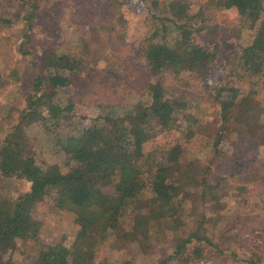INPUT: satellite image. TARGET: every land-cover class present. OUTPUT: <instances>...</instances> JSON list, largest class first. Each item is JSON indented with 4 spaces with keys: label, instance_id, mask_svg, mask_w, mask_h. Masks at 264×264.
<instances>
[{
    "label": "trees",
    "instance_id": "obj_1",
    "mask_svg": "<svg viewBox=\"0 0 264 264\" xmlns=\"http://www.w3.org/2000/svg\"><path fill=\"white\" fill-rule=\"evenodd\" d=\"M44 1L18 0L14 18L26 19L18 47L24 53L32 52L22 44ZM143 1L152 31L136 47L149 78L143 87L96 96L92 103L101 106L94 116L79 110L75 100L81 97L69 88L87 69L83 54L45 45L25 108L0 146L1 174L27 183L16 196L0 195V264H139L136 259L154 249L161 256L151 264H195L201 258L264 264V250L238 251L235 223L225 226L228 199L255 205L250 211L256 214L244 216L251 221L264 215V192L247 198L248 184L264 174V0H201L193 12L176 0ZM218 4L237 14L242 33L232 42L231 28L205 20ZM9 20L0 15L2 23ZM183 70L212 87L214 117L188 112L175 142L161 150L147 141L176 129L178 113L191 105L186 92L166 78ZM5 71L4 78L18 73ZM75 116L94 120L81 122L75 132L58 131L73 125ZM35 125L42 134L27 140V128ZM39 139L45 148L54 143L68 167L37 160L32 148ZM64 196L76 206L77 227L44 241L32 210L42 202L43 217L56 214ZM26 238L36 240L34 252L20 245ZM262 246L264 240L257 248Z\"/></svg>",
    "mask_w": 264,
    "mask_h": 264
},
{
    "label": "rangeland",
    "instance_id": "obj_2",
    "mask_svg": "<svg viewBox=\"0 0 264 264\" xmlns=\"http://www.w3.org/2000/svg\"><path fill=\"white\" fill-rule=\"evenodd\" d=\"M176 1L187 3L183 7L193 12L201 0ZM44 2L42 9L32 21V28L29 29L30 39L22 44L25 49L32 50V52L24 53L18 47L20 42L25 40L23 34L27 31L26 19L14 18L21 10L18 0H0V15L11 16V20L6 24L0 21V73H6L5 70L8 69L18 72L7 78L0 74V146L10 125L20 118L21 111L25 108L30 81L35 72L39 71L47 44L55 43L59 50L66 48L69 53L79 50L83 54L82 68L87 69H82L69 88L73 94L81 97V100H75V104L88 116L97 114V109L101 106L92 103L96 96L113 95L125 88L143 87L149 78L147 65L136 47V41L152 31L145 1L130 0L126 4H120L118 0H45ZM205 20L231 28L227 36L229 42H232L234 38L237 39L242 33L241 30L239 31L240 24L237 14L219 4L213 10L211 17L206 15ZM220 77L218 76L219 79ZM166 78L186 92L191 105L178 113L176 129L166 133H156L153 139L147 141L148 145L159 147L161 150L175 142L174 137L188 120V112L199 109L204 119H213L215 112L214 99L211 97L213 89L209 83L201 82L193 72L184 70L176 76L167 75ZM119 112L121 109H118ZM199 118L201 119L200 116ZM93 120L90 117L80 120L75 116L71 119L73 125L59 127L58 131L61 133L75 132L81 122L88 124ZM40 134L42 131L37 125L27 128V140L32 136H40ZM39 142L40 145L36 144L37 148H32L37 160L42 163H55L64 169L68 167L64 155L53 149L54 143L45 148L46 142L41 139ZM219 169L216 168L215 172H221ZM256 172L257 170L252 169V174ZM258 173H256V180L248 184L247 198L249 200L257 199L264 192V174ZM9 180L10 178L3 176L0 172V195L16 196L27 187L24 179ZM227 187L228 185L223 186V188ZM233 187L232 184L230 188ZM62 201L64 207L53 215L46 214L43 217L42 212L46 210V203L42 202L32 210L33 216L40 223L37 234L44 241H52L77 227L76 206L69 200V197L64 196ZM227 203L229 209L225 226L228 227L231 223H235L231 231L239 233L240 243L237 245V250L247 255L256 249L263 251L264 247L257 248V244L264 240V215L259 214L255 216L254 221H251L250 218L244 216L246 212L256 214L250 211V208L255 205L245 207L246 204L242 201L236 202L233 199H228ZM36 243L33 238L20 241L24 249L32 252L36 250ZM152 252L150 255L137 258L136 262L151 264L161 256L160 250L154 249ZM14 258H20V255H14ZM25 258L32 259L28 255ZM100 260L101 257L98 262ZM211 263L210 260L201 258L195 264ZM229 264H241V262L230 261Z\"/></svg>",
    "mask_w": 264,
    "mask_h": 264
},
{
    "label": "built area",
    "instance_id": "obj_3",
    "mask_svg": "<svg viewBox=\"0 0 264 264\" xmlns=\"http://www.w3.org/2000/svg\"><path fill=\"white\" fill-rule=\"evenodd\" d=\"M206 263H209V261H206Z\"/></svg>",
    "mask_w": 264,
    "mask_h": 264
}]
</instances>
